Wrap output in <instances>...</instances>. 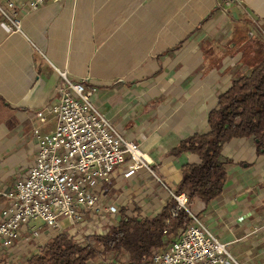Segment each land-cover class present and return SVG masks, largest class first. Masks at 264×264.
Wrapping results in <instances>:
<instances>
[{
	"label": "crops",
	"instance_id": "obj_1",
	"mask_svg": "<svg viewBox=\"0 0 264 264\" xmlns=\"http://www.w3.org/2000/svg\"><path fill=\"white\" fill-rule=\"evenodd\" d=\"M243 18L251 22L250 35L264 38V0L48 2L22 16L20 32L8 30L0 17V213L3 191L34 161L32 128L44 134L55 127L50 109L64 73L96 88L98 111L139 143L157 177L174 191L181 166L198 160L169 151L207 132L217 95L238 73L249 72L240 68V53H224L238 43L233 38ZM39 111L43 123L35 117ZM221 153L228 161L222 192L207 205L194 202L191 211L229 243L241 264H264V155L256 154L251 137L233 138ZM124 169L117 166L103 185L104 200L126 212L159 213L170 199L167 189L146 169L131 178H124ZM33 224L42 227L41 237L0 251V263L16 256L23 264L46 243L49 230L39 220Z\"/></svg>",
	"mask_w": 264,
	"mask_h": 264
},
{
	"label": "built area",
	"instance_id": "obj_2",
	"mask_svg": "<svg viewBox=\"0 0 264 264\" xmlns=\"http://www.w3.org/2000/svg\"><path fill=\"white\" fill-rule=\"evenodd\" d=\"M63 1L0 0V17L8 30L20 32L22 16L26 13L48 2ZM95 93V87L87 88L82 80H69L63 74L58 99L50 109L56 119L54 129L41 134L38 127L32 128L36 139L34 161L27 175L14 180L2 193L5 204L0 213V251L12 248L20 239H39L42 227L31 225L35 220L49 230L46 243L62 231L75 241H82L91 234L104 235L109 227L117 224L120 209L104 200L103 185L110 181L117 166L125 165L124 178L146 169L167 189L170 198L175 199L169 210L170 217L164 220V247L152 252L148 264H241L228 251L229 243L214 235L188 209V197L169 189L157 177L139 143L124 137L98 111L92 101ZM35 117L42 123L45 120L42 111ZM133 210L127 213L152 217ZM180 210L186 211L191 220L170 237L167 224ZM63 220H67L65 228L61 225ZM43 246L38 244L37 250ZM106 257L102 264H145ZM15 258L10 257L0 264H16Z\"/></svg>",
	"mask_w": 264,
	"mask_h": 264
},
{
	"label": "trees",
	"instance_id": "obj_3",
	"mask_svg": "<svg viewBox=\"0 0 264 264\" xmlns=\"http://www.w3.org/2000/svg\"><path fill=\"white\" fill-rule=\"evenodd\" d=\"M250 23L249 18H243L240 26L236 24L239 28L233 39L238 43L233 40L235 47L224 51L240 53V68L249 72L238 73L227 90L217 95L207 116V132L189 135L169 151L170 155L188 152L198 160L181 166V178L175 188L176 193L188 197V209L196 201L207 205L222 192L228 161L223 159L221 150L230 140L251 137L256 154L264 155V38L249 34ZM174 204L175 199L170 198L160 213L147 218L129 214L123 208L117 224L104 235L91 234L82 241H75L62 231L29 255L24 264H94L92 260L101 253L148 264L152 252L164 247V220L170 217ZM190 220L187 212L180 210L167 224L169 236H175Z\"/></svg>",
	"mask_w": 264,
	"mask_h": 264
},
{
	"label": "rangeland",
	"instance_id": "obj_4",
	"mask_svg": "<svg viewBox=\"0 0 264 264\" xmlns=\"http://www.w3.org/2000/svg\"><path fill=\"white\" fill-rule=\"evenodd\" d=\"M227 5L228 4H225V6H227ZM61 225L63 226V228H65L66 225H67V220L61 221ZM106 256L114 257V256H112L111 254H108V253H105V254L101 253V255H97L96 258H94L92 261H93L94 264H102V262L105 261V258H107ZM114 258L117 259L116 257H114ZM117 260H119V259H117Z\"/></svg>",
	"mask_w": 264,
	"mask_h": 264
}]
</instances>
